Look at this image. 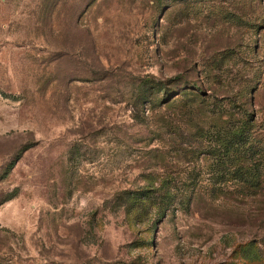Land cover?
<instances>
[{
	"label": "rangeland",
	"instance_id": "374dc122",
	"mask_svg": "<svg viewBox=\"0 0 264 264\" xmlns=\"http://www.w3.org/2000/svg\"><path fill=\"white\" fill-rule=\"evenodd\" d=\"M0 264H264V0H0Z\"/></svg>",
	"mask_w": 264,
	"mask_h": 264
},
{
	"label": "trees",
	"instance_id": "16d2710c",
	"mask_svg": "<svg viewBox=\"0 0 264 264\" xmlns=\"http://www.w3.org/2000/svg\"><path fill=\"white\" fill-rule=\"evenodd\" d=\"M254 180L255 179H250L249 182H248L250 189H256L258 187V184H257L258 182L257 181H254Z\"/></svg>",
	"mask_w": 264,
	"mask_h": 264
}]
</instances>
